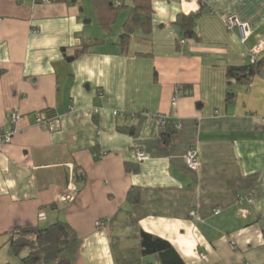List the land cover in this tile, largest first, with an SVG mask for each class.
Masks as SVG:
<instances>
[{"label": "crops", "instance_id": "crops-1", "mask_svg": "<svg viewBox=\"0 0 264 264\" xmlns=\"http://www.w3.org/2000/svg\"><path fill=\"white\" fill-rule=\"evenodd\" d=\"M150 5V36L137 31L124 50L127 10L108 30L113 13L94 0H0V130L11 112L21 116L0 147V264H22L9 243L15 228L54 224L75 236L72 264H115V247L137 244L130 222L185 264H264V49L248 82L228 87L225 77L264 45V0ZM196 12V38L177 47V16ZM228 16L248 25L244 42L225 28ZM158 116L173 131L167 144ZM190 145L197 171L184 163ZM132 189L136 203L127 201Z\"/></svg>", "mask_w": 264, "mask_h": 264}, {"label": "trees", "instance_id": "trees-1", "mask_svg": "<svg viewBox=\"0 0 264 264\" xmlns=\"http://www.w3.org/2000/svg\"><path fill=\"white\" fill-rule=\"evenodd\" d=\"M64 1V0H54ZM94 0V6L97 10H107L113 13V17L106 23L107 29L116 21L120 11L127 10L128 15L122 26V32L119 37V46L122 49H128L130 40L137 31H140L143 38L150 36L151 26V5L150 0ZM201 12L191 13L188 15L179 14L175 24L180 30V40L195 39L196 19ZM143 39V40H144ZM178 40L177 47H180ZM97 41L83 43L72 57L76 58L84 54L90 47L94 46ZM263 60H256L247 66H228L225 77L228 87L232 83H246L249 78L259 74V67ZM233 95L228 91L226 94L227 101L231 100ZM172 129H168V123L165 122L160 128V139L165 144L170 142ZM139 192L132 189L128 192L127 201L136 203ZM113 219H110L109 224ZM132 223L134 229L130 237L137 239V244L125 250H119L115 247L118 238L112 236V246H114L115 264H140L143 258L153 257L155 264H185L175 251L173 246L166 240L148 234ZM116 227V226H115ZM75 242V236L66 225L54 224L45 229L39 228H15L10 236L9 243L15 256L20 257L22 264H72L68 255L71 245Z\"/></svg>", "mask_w": 264, "mask_h": 264}, {"label": "built area", "instance_id": "built-area-1", "mask_svg": "<svg viewBox=\"0 0 264 264\" xmlns=\"http://www.w3.org/2000/svg\"><path fill=\"white\" fill-rule=\"evenodd\" d=\"M224 26L227 30H238L242 42H244L249 36L248 25L246 23L240 22L236 17L228 16L224 18ZM179 43L180 45H183L185 41L180 40ZM263 49H264L263 43L261 42L258 43L249 54V62L250 63L256 62V60H258V56L263 51ZM99 96L102 97V94L100 93ZM94 112H96V110H94ZM20 119L21 116L20 114H18V112L13 111L10 113L8 118L10 128L7 131L0 130V147L3 145H8L12 142L13 137L17 133L16 124ZM35 119L38 124L45 126L48 131H54L56 129V127H54L53 124L44 121V119L38 113L35 114ZM157 120L159 127L160 128L163 127V125L165 124L164 116H158ZM136 158L138 162H142L146 160L147 157L142 151H137ZM184 163L190 171H197L199 169L198 150L196 149V147L192 145L188 146L184 156ZM189 216L193 219L198 220V215L196 214L195 211H191L189 213ZM95 227L97 228L104 227V222H96ZM200 257L203 258V255L200 254Z\"/></svg>", "mask_w": 264, "mask_h": 264}, {"label": "rangeland", "instance_id": "rangeland-1", "mask_svg": "<svg viewBox=\"0 0 264 264\" xmlns=\"http://www.w3.org/2000/svg\"><path fill=\"white\" fill-rule=\"evenodd\" d=\"M123 15H125V13H122V16H123ZM122 16L119 18V21L117 22L116 26L113 27V32H112V34H116L117 31L119 30V26L121 25V24H120V20H121ZM111 36H112V35H111Z\"/></svg>", "mask_w": 264, "mask_h": 264}]
</instances>
